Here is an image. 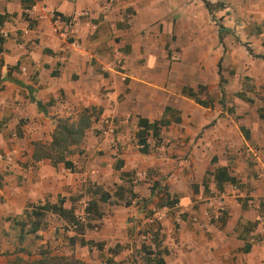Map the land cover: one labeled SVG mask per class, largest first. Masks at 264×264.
<instances>
[{"label":"crops","instance_id":"0c3cea01","mask_svg":"<svg viewBox=\"0 0 264 264\" xmlns=\"http://www.w3.org/2000/svg\"><path fill=\"white\" fill-rule=\"evenodd\" d=\"M106 1L0 0V264L40 249L82 264L95 253L107 258L93 263L154 264L143 250L151 241L131 247L151 228L165 264H264V0H206L213 15L202 0H115L105 12ZM52 11L90 12L75 28L78 48ZM85 113L91 124L69 165L34 159L58 122ZM102 118L116 122L115 148ZM140 119L159 125L145 153ZM44 205L51 211L29 234ZM159 205L171 215L155 227L148 215Z\"/></svg>","mask_w":264,"mask_h":264},{"label":"trees","instance_id":"16d2710c","mask_svg":"<svg viewBox=\"0 0 264 264\" xmlns=\"http://www.w3.org/2000/svg\"><path fill=\"white\" fill-rule=\"evenodd\" d=\"M204 7L208 10L210 15H213V5H211L208 1L202 0ZM219 6V5H218ZM213 19H215L213 17ZM2 20V18H0ZM216 21V19H215ZM218 22V19L217 21ZM219 31H223V28L220 27ZM220 74V72H219ZM220 82H223V79L220 77ZM190 96H193V94H189ZM196 103L200 106H208L207 102H203L201 100H198L197 98H194ZM91 120L90 115L87 113L83 114L78 121L74 123H69L68 121H60L58 122L55 132L52 136V142L49 146H43L41 144H34V159H49L51 160L52 164L55 166L59 163H64L66 166L69 165L68 162H66L65 158L71 154L70 147L74 145H79V143L84 138V134L86 129L90 127ZM139 125L142 128L138 132V143L142 146L141 151L145 153L146 145V131L151 129L153 133H155L158 130V124H148L145 120L140 119ZM217 177V176H216ZM102 200L105 199V197H101ZM166 206H173V204L177 203L176 199L169 198V195H166L165 197ZM39 211L33 213L35 217V221L31 225L28 233L34 234L40 227V221L43 218L44 214L42 211H51V207L49 205H44L40 208H37ZM74 224V221L72 222ZM82 227V226H81ZM81 227L77 229V231H80ZM156 233L152 234V238L149 240L151 241V244L148 246L143 247L144 253L146 257V261L148 262L149 258L154 259V264H165L162 255L163 253H166L165 249L160 248V242L158 238L159 228H156ZM81 245H94L93 242H85L83 239L80 241ZM98 249L101 248V244L97 243L95 244ZM119 247L116 246L112 249H109V253L111 255H117L119 252ZM110 261V260H108ZM6 264H82V262L78 259H76L73 255L72 256H64L59 255L51 252L48 249H40L39 252L36 254V257H32V255L28 254L27 259H23L21 257H15L12 261H8Z\"/></svg>","mask_w":264,"mask_h":264},{"label":"built area","instance_id":"2783aa9c","mask_svg":"<svg viewBox=\"0 0 264 264\" xmlns=\"http://www.w3.org/2000/svg\"><path fill=\"white\" fill-rule=\"evenodd\" d=\"M115 0H107L104 4L105 12L109 11L110 8L114 5ZM52 24L56 28V31L59 32L60 36L65 40H71V46L78 48L79 42L77 38V33L75 28L79 26L81 20L89 19L90 12L89 11H82L76 12L69 18H63L56 12H50ZM172 60H176V57H172ZM117 130L116 122L110 118H102L99 122L98 131L101 136L108 137L109 143L111 147H117L118 140L116 139L115 132ZM142 148V146H140ZM3 159L0 156V160ZM7 160V159H6ZM256 176L258 179H264V164H262L257 171ZM216 206L215 217H219V215L224 211V202L222 197H217L213 199L212 202ZM87 206H84L86 209ZM169 209L166 207H162L161 209H156L153 213L148 217V222L154 225H160L162 221L167 217V213ZM183 213H179L178 216L180 217ZM87 214L84 212L82 215L76 214L74 216V224H72V229L77 230L79 227L83 226L86 222ZM190 222L193 224H198L199 220L196 215H190ZM258 224L264 228V198L262 202V206L260 207V217L258 219ZM153 232L151 230H145L144 232H140L139 238L144 242L149 241L152 238Z\"/></svg>","mask_w":264,"mask_h":264},{"label":"rangeland","instance_id":"374dc122","mask_svg":"<svg viewBox=\"0 0 264 264\" xmlns=\"http://www.w3.org/2000/svg\"><path fill=\"white\" fill-rule=\"evenodd\" d=\"M216 11V5L213 7V11ZM216 13V12H215ZM156 208L157 209H160V208H162L161 207V205H159L158 207L156 206ZM169 215H171V213H168V215H167V217L169 216ZM150 215H148V217H149ZM155 227H157V225H154ZM152 229V228H151ZM151 229H148V230H151ZM145 230H141L140 232H144ZM140 234V233H139ZM33 240L34 239H29L28 240V242L26 243V242H24L25 244H27L26 245V248H27V246H28V249H34V243H33ZM131 245L130 244H128V247H130ZM142 246H145V243H143V240H139L138 242H136V243H133L132 244V246L131 247H135V251H139V250H141V248H142ZM17 249V248H16ZM78 252H80V250H78ZM90 256H91V260H92V262H91V260H90V264H100V263H93V262H95V261H99V262H102V263H104L105 261H106V258L107 257H105L104 255H102V254H98V253H95V254H90ZM92 256H94V257H92ZM32 257H36V254L34 253V255L32 256ZM13 259V258H12ZM11 259V260H12ZM26 259V258H25ZM136 262H137V260H136ZM84 264V263H83Z\"/></svg>","mask_w":264,"mask_h":264}]
</instances>
